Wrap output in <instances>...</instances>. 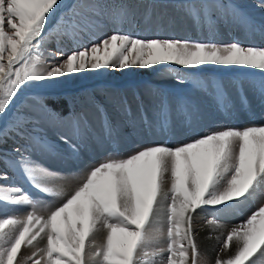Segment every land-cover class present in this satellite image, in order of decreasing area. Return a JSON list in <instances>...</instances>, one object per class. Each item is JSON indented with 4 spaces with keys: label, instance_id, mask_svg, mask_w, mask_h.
Instances as JSON below:
<instances>
[{
    "label": "snow or ice",
    "instance_id": "1",
    "mask_svg": "<svg viewBox=\"0 0 264 264\" xmlns=\"http://www.w3.org/2000/svg\"><path fill=\"white\" fill-rule=\"evenodd\" d=\"M176 3L174 10L193 28L212 36L232 29L261 44L146 38L118 27L105 34L108 23L137 22L129 0H120L111 12L108 0H0V182L12 180L7 169L17 168L35 189L63 201L48 215H39L24 189L0 183V205L32 209L22 217L0 210V264H157V257L161 264H199L193 214L198 209L211 210L214 217L240 214L257 194H264V124L207 131L177 146L153 144L125 157L118 155L121 138L174 136L179 128L194 129L201 119L199 104L188 94L173 96L147 86L132 100H121V119L115 120L92 97L100 115L96 130L86 113L25 99V90L38 82L101 69L235 66L264 77V22L254 21L236 0ZM254 4L264 11V0ZM154 14V6L147 7L141 22L152 24ZM155 15L160 26L174 22L167 12ZM53 36L57 50L46 66L41 48ZM177 83H185L179 73ZM188 83L211 95L217 111L228 117L252 111L249 92L264 107V78L234 82L235 97L216 81ZM64 127L67 131H60ZM93 148H111L117 155L90 165L71 193L55 186L57 174L36 159L58 158L79 167ZM164 208L166 247L154 248L165 236L153 227ZM40 239L46 241L43 247L37 246ZM24 248L33 251L22 262ZM221 251L227 257L218 255L215 264L264 260V205L228 231Z\"/></svg>",
    "mask_w": 264,
    "mask_h": 264
},
{
    "label": "rangeland",
    "instance_id": "2",
    "mask_svg": "<svg viewBox=\"0 0 264 264\" xmlns=\"http://www.w3.org/2000/svg\"><path fill=\"white\" fill-rule=\"evenodd\" d=\"M120 0H108V11L111 12L118 6ZM236 3L243 8L254 21L257 23L264 22V11L255 7L254 0H236ZM130 7L137 12L136 23H124L122 25H114L108 23L105 34H111L115 28H120L121 31L131 35H139L146 38H154L159 36L161 38H176L189 39L203 42H218L227 43L235 39H239L245 44H261V41L256 39L250 42L245 39L244 35L232 29L222 28L218 33L212 36L210 33L193 28L190 21L186 20L179 12L174 9L178 7L176 0H129ZM154 6L155 14L167 12L168 16L172 18L173 23H165L160 26L156 22V15L154 14V21L150 25L141 22V15L143 11L149 7ZM167 20V17H166ZM57 50L56 37H51L41 48V54L46 62V66H50L53 62L50 53ZM72 45H67V51H72ZM177 73L182 76L185 83H177ZM262 75L256 70L240 68V67H226V66H201L198 69H188L175 65H157L152 69H141L138 67H131L123 71H113L101 69L98 71H86L79 74H72L55 80H48L38 82L25 90V99L28 102L41 101L46 103L51 108L50 102L63 100L69 111L76 113H86L88 120L94 129L99 130L100 115L93 106L92 97L105 105L108 114L115 120L121 119L119 113L120 102L124 97L132 100L135 93L143 94L147 86H159L173 96L188 94L195 100L201 110V119L195 125L194 129L179 128L176 135L168 136L164 134L155 133L152 135H128L121 138L119 143V156H127L137 149L160 143H167L170 146H177L183 142L191 140L194 136L201 135L207 131H214L225 127L242 128L246 125H261L264 124V107H260L256 100L252 98L249 92V98L252 99V111L248 113L239 112L232 117L225 116L217 111L211 95H205L201 92L194 91L189 85L188 81L205 80L208 82L216 81L222 83L228 88L229 92L235 97V89L233 83L238 81H259ZM247 89V84L245 85ZM135 108V103L133 102ZM60 131H67V128H61ZM127 131V130H126ZM117 155L111 148H93L84 153V162L79 167L67 163L65 160L58 158H48L47 156H37L44 166L50 171L57 174L55 186L63 187L65 191L71 193L78 184L83 182L84 175L90 165L98 164L107 155ZM2 167V166H0ZM13 179L6 183L21 187L27 194L36 202V211L39 215H48L51 210L58 207L62 200H53L47 194L41 193L35 189L23 176L22 172L17 168L7 169ZM70 186V187H68ZM261 205H264V194H257L255 198L249 201L240 211V214L218 216L214 217L211 210L201 211L197 210L193 217H200L201 222L208 226L207 230H211L212 240L214 242L213 253L211 251L213 263L217 256L223 255L221 251L223 241L228 231L238 224L240 221L246 219L254 210ZM0 210L8 214L18 215L21 210L25 213L31 211L29 207H16L0 205ZM195 215V216H194ZM197 215V216H196ZM192 221V226L195 221ZM217 219L218 223H209L213 219ZM156 222L161 225L157 226L164 233V247H166V229H167V214L166 208L159 211ZM194 228V226H193ZM215 232H214V231ZM194 233L196 234L195 230ZM219 234V236L217 235ZM214 236V237H213ZM41 247L46 244L45 240H39ZM217 244V245H216ZM198 245V244H197ZM217 250V251H216ZM161 262V258L157 259ZM258 264H264V260L258 261Z\"/></svg>",
    "mask_w": 264,
    "mask_h": 264
},
{
    "label": "bare ground",
    "instance_id": "3",
    "mask_svg": "<svg viewBox=\"0 0 264 264\" xmlns=\"http://www.w3.org/2000/svg\"><path fill=\"white\" fill-rule=\"evenodd\" d=\"M249 40H250V42H253L252 39H249ZM68 187H70V186H68ZM160 211H163V209H161ZM25 214H26L25 211L21 210V212L19 213V216L22 217ZM194 221H195V224L193 225L194 226L193 229L196 232V241H197L199 252H200V255H199V258H198L199 264H212L213 263V258H212L213 254L212 253L214 252L213 249L215 247H214V242L212 240V235L210 236L208 234V233H211V230H207L208 226H205V224H203V222H201L202 219L200 220V217H195ZM159 225H161V224L155 222L153 227L154 228H158L157 226H159ZM217 235L219 236V234H217ZM102 239H103V233L98 235L97 241L101 242ZM41 240H43V239H41ZM164 242H165L164 237H161L156 243H154L153 247L154 248L164 247ZM36 243H37L38 247H41L39 240ZM32 251H33L32 248H24L23 251H22V254H21V261L23 262L25 257L30 256ZM211 251H212V253H211ZM223 253L224 254L221 255L220 258H226L227 257V253H225V252H223ZM158 258L160 259V257H157V259ZM157 264H161V262H158V260H157Z\"/></svg>",
    "mask_w": 264,
    "mask_h": 264
},
{
    "label": "trees",
    "instance_id": "4",
    "mask_svg": "<svg viewBox=\"0 0 264 264\" xmlns=\"http://www.w3.org/2000/svg\"><path fill=\"white\" fill-rule=\"evenodd\" d=\"M51 108H55V109H63L64 111H67V105L63 100H57L54 102H50Z\"/></svg>",
    "mask_w": 264,
    "mask_h": 264
}]
</instances>
